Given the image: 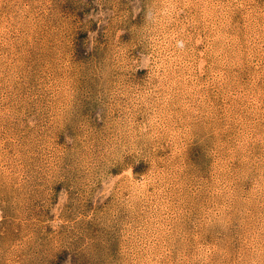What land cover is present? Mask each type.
<instances>
[{"label":"rangeland","instance_id":"rangeland-1","mask_svg":"<svg viewBox=\"0 0 264 264\" xmlns=\"http://www.w3.org/2000/svg\"><path fill=\"white\" fill-rule=\"evenodd\" d=\"M0 264H264V0H0Z\"/></svg>","mask_w":264,"mask_h":264}]
</instances>
